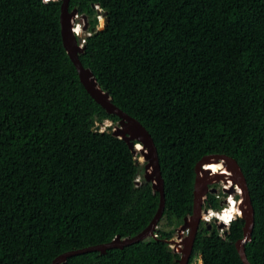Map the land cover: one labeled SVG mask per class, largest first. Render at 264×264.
<instances>
[{
  "label": "trees",
  "instance_id": "trees-1",
  "mask_svg": "<svg viewBox=\"0 0 264 264\" xmlns=\"http://www.w3.org/2000/svg\"><path fill=\"white\" fill-rule=\"evenodd\" d=\"M84 66L123 111L151 133L165 185L155 232L123 248L60 264H177L168 243L194 203L195 166L235 158L255 225L250 264H264V0H71L99 24ZM61 0H0V264H50L59 255L133 237L160 194L128 143L82 84L62 41ZM111 121L104 130L98 123ZM209 194L205 205L222 208ZM244 220L202 222L189 264H244Z\"/></svg>",
  "mask_w": 264,
  "mask_h": 264
},
{
  "label": "water",
  "instance_id": "water-1",
  "mask_svg": "<svg viewBox=\"0 0 264 264\" xmlns=\"http://www.w3.org/2000/svg\"><path fill=\"white\" fill-rule=\"evenodd\" d=\"M70 1L71 0H61L60 26L63 46L75 65L79 78L88 93L108 113L119 117L118 124L112 129V134L124 139L135 155L140 154V156L143 157L145 162L144 179L152 184L154 192H158L160 194V202L157 212L150 224L137 235L126 238H121V236L118 235L108 243L67 251L56 257L50 264H60L72 256L88 252L98 251L100 253H106L108 249L123 248L127 245H131L154 236L155 229L164 214L166 205L164 179L161 173L159 154L154 139L151 133L138 119L129 115L112 102L110 94L101 88L93 72L84 66L80 59V54L85 49V45L82 43L83 38L86 36L85 31L88 29L89 23L87 15H82L85 23L83 27L84 32L82 35L75 33L74 21L76 15L79 14V10L76 7L71 10ZM101 11L102 9L98 7L97 12L100 13ZM103 14L105 16L104 25L100 27H92V32L103 29L109 21L107 12H103ZM103 124L104 123H98L94 127V130H101ZM139 144L140 147H137ZM212 158L222 159L224 161L225 170L229 171L228 178L242 189V201L238 204V207L241 210V219L244 220L243 237L240 238L235 245L244 264H250L246 254L245 245L249 240H251L255 225V210L243 171L238 161L231 156L207 155L196 164L192 213L185 216L183 224L177 229V238L166 241H168L170 245H173L174 250L180 254V257L177 259V264H189L194 250L195 239L202 223L205 197L209 191L213 192L209 186L213 183V177L221 172H212L204 168V166L209 163ZM138 160L141 159L139 158ZM204 212H207L206 209ZM186 230H188V234L184 236Z\"/></svg>",
  "mask_w": 264,
  "mask_h": 264
},
{
  "label": "flooded vegetation",
  "instance_id": "flooded-vegetation-1",
  "mask_svg": "<svg viewBox=\"0 0 264 264\" xmlns=\"http://www.w3.org/2000/svg\"><path fill=\"white\" fill-rule=\"evenodd\" d=\"M210 162H215V163H223L224 164V161L222 159H215V158H212ZM219 170L221 171L220 173H218V175H215L213 177V183L209 186V188L212 191H209L207 196L205 197V201H206V198L208 197L209 194H216V196L218 198H220V203L222 205V207L226 206V205H229V201L231 198H233L234 200H237V204L240 203V199L242 198L241 194L237 191V185L234 184L229 178H228V175H229V171L223 169V168H219ZM211 171V170H210ZM214 209V210H218V209H215L213 207H208L205 205V202H204V206H203V211L206 209V211L208 209ZM216 220V221H215ZM216 224L217 223V219L215 218L213 220Z\"/></svg>",
  "mask_w": 264,
  "mask_h": 264
},
{
  "label": "clouds",
  "instance_id": "clouds-1",
  "mask_svg": "<svg viewBox=\"0 0 264 264\" xmlns=\"http://www.w3.org/2000/svg\"><path fill=\"white\" fill-rule=\"evenodd\" d=\"M96 6V7H95ZM94 7L96 8V9H98V7L100 8V6L99 5H95ZM102 9V8H101ZM103 9H102V11L99 13V15H104L103 14ZM98 13V12H97ZM80 14V13H79ZM82 15H85V14H82ZM87 19H88V16H87ZM76 18H75V21H74V27H75V25H76ZM83 23V21L81 22L80 21V24H82ZM88 23H89V21H88ZM99 23H101L100 22V20H99ZM104 23H105V16H104ZM85 24V23H84ZM84 24H83V26L82 27H84ZM102 24V23H101ZM103 25V24H102ZM96 27H100V26H96ZM92 28V27H91ZM91 28H90V25H89V27H88V29L85 31V33H86V36L83 38V40H84V45H85V41H86V37L87 36H89L90 34H91ZM75 31V30H74ZM83 32H84V30H83ZM75 33L76 34H78V35H80L79 33H77L76 31H75ZM82 35V34H81ZM109 121V120H108ZM103 125H105V123L103 124ZM103 125H102V127H103ZM106 127V126H105ZM140 158V157H139ZM138 158V159H139ZM210 171V170H209ZM218 171H220V170H218ZM218 171H214V172H218ZM136 182L138 183V184H140L141 182L140 181H138V180H136ZM237 185V184H236ZM238 186V185H237ZM242 201V199H240V202ZM232 207V205L230 204V205H226V206H224V207H222V208H220V209H218V210H214V209H208L207 210V212H204L203 211V216L205 215V214H207L208 212H209V210H211V212H212V217L209 219V220H205V218L202 216V222H205V223H210V222H212L215 218L217 219V221L219 222V223H221V224H223L224 225V227L223 228H220L219 227V229H221V230H224V229H228L229 227H230V225H231V223L234 221V220H236V219H238V218H241V216H242V214H240V215H237L236 216V218L234 219V220H232L229 224H227V223H224V222H222V220H221V216L224 214V212H226L227 210H230V208ZM219 225V224H218ZM181 226V225H180ZM179 226V227H180ZM178 227V228H179ZM177 228V229H178ZM188 234V230H186V232H185V234H184V236L185 235H187ZM154 236H157L156 235V233H154ZM177 238V237H176ZM173 239V238H172ZM172 248L174 247L173 245H170ZM173 250H174V248H173ZM175 251V250H174ZM176 252V251H175ZM178 253V252H177ZM203 264V263H202Z\"/></svg>",
  "mask_w": 264,
  "mask_h": 264
},
{
  "label": "bare ground",
  "instance_id": "bare-ground-1",
  "mask_svg": "<svg viewBox=\"0 0 264 264\" xmlns=\"http://www.w3.org/2000/svg\"><path fill=\"white\" fill-rule=\"evenodd\" d=\"M76 31L80 35L83 33L82 24L79 23V25L77 26ZM137 147H140V144ZM141 158H142V156H141ZM219 168L225 169V165L223 163L209 162V163L206 164V168L205 169L206 170H211L212 172H214V171H218ZM237 191L238 192L240 191V187L239 186H237ZM233 198L228 200L229 201V205L230 204L232 205L230 210H227L226 212H224V214L220 217L222 222L227 223V224H229L232 220H234L237 215L241 214V210L238 207L237 200H234Z\"/></svg>",
  "mask_w": 264,
  "mask_h": 264
},
{
  "label": "rangeland",
  "instance_id": "rangeland-1",
  "mask_svg": "<svg viewBox=\"0 0 264 264\" xmlns=\"http://www.w3.org/2000/svg\"><path fill=\"white\" fill-rule=\"evenodd\" d=\"M98 20H99V13H98ZM77 23H79L80 22V20H78V21H76ZM83 24L84 23H82V26H83ZM103 25H104V22H103ZM98 26H102V24L101 23H99L98 24ZM112 124V122L111 121H106L105 122V125H103V127L101 128V130H104V128H105V126H109V125H111ZM118 124V122L115 124V125H117ZM143 158V157H142ZM139 161V165L141 166V167H144V159H141V160H138ZM141 171H140V174H139V176H138V178L137 179H139L138 181H142L143 180V178H144V170H142V169H140ZM241 187H240V191H239V193L241 194ZM241 196H242V194H241ZM242 199V198H241ZM216 221V220H215ZM217 223L219 224V227L220 228H223L224 227V225L223 224H221V223H219L218 221H217ZM177 235H178V232H177V230L175 231V235H174V237L173 238H176L177 237ZM193 264H202V260L200 259V258H195V260H194V263Z\"/></svg>",
  "mask_w": 264,
  "mask_h": 264
},
{
  "label": "built area",
  "instance_id": "built-area-1",
  "mask_svg": "<svg viewBox=\"0 0 264 264\" xmlns=\"http://www.w3.org/2000/svg\"><path fill=\"white\" fill-rule=\"evenodd\" d=\"M78 20H80L81 22L83 21V23H84V20H83V18H82V14H77L76 15V21H78ZM99 20H100V22L103 24V22H104V15H99ZM80 23V22H79ZM79 23H76V25H75V27H74V30L76 31V29H77V26L79 25ZM77 32V31H76ZM83 43H84V40H83ZM82 43V44H83ZM204 168H206V165L204 166ZM136 180H139V179H136ZM212 212H211V210H209V212L207 213V214H205L203 217L205 218V220H209L211 217H212ZM157 235V234H156Z\"/></svg>",
  "mask_w": 264,
  "mask_h": 264
}]
</instances>
